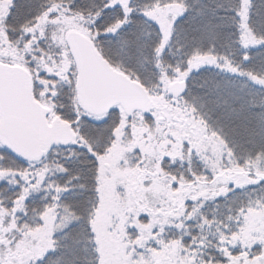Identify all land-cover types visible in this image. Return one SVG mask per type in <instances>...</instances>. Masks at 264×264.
Here are the masks:
<instances>
[{
  "label": "snow or ice",
  "instance_id": "6c2138e0",
  "mask_svg": "<svg viewBox=\"0 0 264 264\" xmlns=\"http://www.w3.org/2000/svg\"><path fill=\"white\" fill-rule=\"evenodd\" d=\"M0 264H264V0H0Z\"/></svg>",
  "mask_w": 264,
  "mask_h": 264
}]
</instances>
